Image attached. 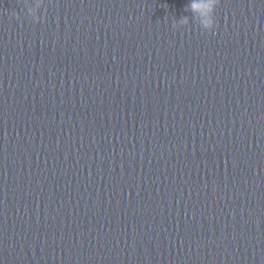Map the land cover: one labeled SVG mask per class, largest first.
<instances>
[{"label": "clouds", "instance_id": "1", "mask_svg": "<svg viewBox=\"0 0 264 264\" xmlns=\"http://www.w3.org/2000/svg\"><path fill=\"white\" fill-rule=\"evenodd\" d=\"M24 3V0H23ZM220 3V0H191V2L186 6L185 11H191L195 14L197 24L199 27L206 33H213L216 28V20H215V11ZM26 7V16H33L34 7L28 6L25 4ZM36 8L39 7V3L37 2L35 5ZM12 16H14L17 20H20V15L13 11ZM33 23H38L40 20L33 17L30 20ZM187 24L188 17L183 16L180 18L179 21L173 20V27L176 28L177 24Z\"/></svg>", "mask_w": 264, "mask_h": 264}]
</instances>
